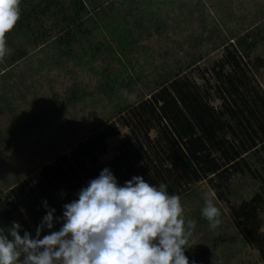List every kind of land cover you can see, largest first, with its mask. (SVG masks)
<instances>
[{
	"label": "rangeland",
	"instance_id": "374dc122",
	"mask_svg": "<svg viewBox=\"0 0 264 264\" xmlns=\"http://www.w3.org/2000/svg\"><path fill=\"white\" fill-rule=\"evenodd\" d=\"M83 2L86 13L80 29L71 28L75 40L68 46L60 44L66 24L55 14L41 16L38 33L6 34L10 54L0 60V210L6 208L11 187L35 184L41 170L60 155L113 127L116 133L107 138L108 149L100 157L109 161L130 131L122 117L129 121L133 107L172 79L189 77L203 87L209 78L214 87L212 69H219L228 51L239 57L241 94L250 89L264 101V0ZM105 23L124 34L125 48L98 27ZM222 70L229 73L233 65L225 63ZM102 74L112 82L117 76L115 93L107 91ZM213 87L209 104L218 106ZM155 134L148 132L152 139ZM241 156L250 169L229 170L223 182L210 181V175L178 185L185 221L195 224L185 251L190 264H264V141ZM217 183L221 187L214 190ZM256 194L262 199L253 241L235 210ZM207 198L221 211L216 228L201 215Z\"/></svg>",
	"mask_w": 264,
	"mask_h": 264
},
{
	"label": "trees",
	"instance_id": "16d2710c",
	"mask_svg": "<svg viewBox=\"0 0 264 264\" xmlns=\"http://www.w3.org/2000/svg\"><path fill=\"white\" fill-rule=\"evenodd\" d=\"M136 2L151 3V0ZM20 10V19L12 31L38 33L41 16L55 14L66 24L60 44L68 46L75 40L70 37L71 31L80 29V17L86 13V6L83 0H21ZM98 27H105L116 45L125 48L124 34L110 31L106 23ZM109 47L113 50L112 45ZM228 52L218 62L219 69H212L217 81L214 87L209 84V78L203 87H198L189 77L172 79L148 100L133 107L130 122L122 117L120 122L130 126V131L122 135L109 161L101 162L100 157L108 149L107 138L116 133L112 126L93 133L69 154H62L53 164L45 166L35 184L24 182L11 187L6 193V208L0 210V229L7 234L15 221L21 225V236L27 231L35 238L44 215L55 209L53 227L43 228L40 238L58 231L64 222L63 205L78 199L80 189L105 167L121 186L133 176H141L156 186L164 183L169 195L178 193L181 181L212 175L210 181L223 182L229 170L234 173L244 167L250 169L241 155L264 141V101L250 89L241 94L243 72L239 57ZM225 63L233 65L231 72L222 73ZM102 75L106 78L107 91L115 93L117 76L112 82L109 74ZM212 87L221 101L218 106L209 104ZM150 130L156 132L153 139L148 135ZM220 187L218 183L212 184L214 190ZM261 199L256 194L249 201H242L235 210L246 236L253 241L258 230L256 207Z\"/></svg>",
	"mask_w": 264,
	"mask_h": 264
},
{
	"label": "clouds",
	"instance_id": "9594fccd",
	"mask_svg": "<svg viewBox=\"0 0 264 264\" xmlns=\"http://www.w3.org/2000/svg\"><path fill=\"white\" fill-rule=\"evenodd\" d=\"M20 3L0 0V60L10 54L6 34L20 19ZM77 195L63 205L58 231L40 238L43 228L53 227L55 209L44 215L35 238L27 231L21 236L15 221L7 234L0 229V264H190L185 251L195 224L185 221L180 197L169 195L164 183L133 176L121 186L105 167ZM201 215L211 228L221 223L211 198Z\"/></svg>",
	"mask_w": 264,
	"mask_h": 264
}]
</instances>
